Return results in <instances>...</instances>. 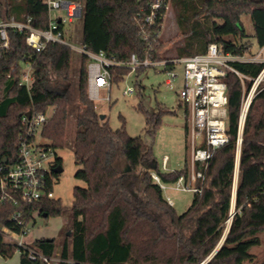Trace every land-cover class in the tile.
<instances>
[{"label":"trees","instance_id":"obj_1","mask_svg":"<svg viewBox=\"0 0 264 264\" xmlns=\"http://www.w3.org/2000/svg\"><path fill=\"white\" fill-rule=\"evenodd\" d=\"M152 1L84 0L83 14L79 17L82 44L119 60H127L133 53L162 59L163 40L159 39V33L164 20L159 15L151 25L144 21ZM171 1L180 37L176 42L180 44L176 56L166 59L204 53L213 42L225 52L246 50L252 45L243 21L246 14L251 15L257 43L264 44V0ZM0 14L5 20L11 16L19 21L30 17L31 23L41 29L49 28L52 19L47 0L21 3L0 0ZM58 23L66 38L70 29L64 22L58 20ZM10 37L11 47L0 62V165L4 159L10 164L20 161L22 116L29 111L41 112L53 107L42 135L56 151L64 149L71 105L73 48L49 43L38 52L27 44L24 33L11 31ZM87 63L82 55L73 144L75 162L80 166L76 177L85 186L73 188L70 233L65 230L61 239L41 237L32 243L34 250L49 257L72 260L74 264H202L213 253L206 264L253 262L259 256L257 250L264 247V88L249 107L238 154L242 90L237 80L233 82L230 97L235 92L236 98L230 113L232 138L209 160L202 192L194 193L191 205L179 214L152 172L163 183L173 184L182 175L189 177V161L181 169H161L153 142L148 144L142 136H131L123 117L119 129H114L109 120H102L89 97ZM25 64L32 65L29 89L20 84ZM263 66V63H236L238 69L254 77ZM125 74L127 70H118L115 80L124 79ZM138 109L145 115L147 133L154 141L163 115L173 111L163 106L153 111L143 103ZM118 148L129 172L121 171L115 163ZM62 165L63 158L57 156L52 170L56 178L59 175L56 169ZM196 168L203 169L200 165ZM129 174L139 180V185L129 179ZM1 176L0 171V179ZM200 183L198 180L197 184ZM9 194L0 204V255L12 258L19 250L21 264H41L28 257L26 247L8 240L5 229L21 231L22 226L11 219L16 211L22 210L23 219L29 223L35 212L47 214L46 217L61 216L64 207L55 198L27 204L13 190ZM233 209L229 231L215 252Z\"/></svg>","mask_w":264,"mask_h":264},{"label":"built area","instance_id":"obj_2","mask_svg":"<svg viewBox=\"0 0 264 264\" xmlns=\"http://www.w3.org/2000/svg\"><path fill=\"white\" fill-rule=\"evenodd\" d=\"M170 1L153 0L149 4V11L144 17L146 24L151 25L159 15L165 21ZM50 12L53 9H64L65 16L51 19L49 28L41 29L27 20H17L14 16L0 21V62L11 47L10 32L24 33L27 44L38 52H42L49 43H62L73 48L71 43L64 37V32L59 29L58 20L65 24L72 23L83 14V3L72 0H47ZM165 6V12L162 9ZM159 33V39L163 34ZM87 60L88 92L91 100L109 99L115 73L118 70H127L125 77L138 73L150 67L161 66L167 71L169 77L166 84L174 87L173 80L179 77L176 64L183 65V87L180 91L181 101L187 109L189 116V132L192 142L190 175H182L172 187L183 191L201 193L206 180L205 172L209 160L215 152L227 144L231 138V114H230V90L234 81H238L241 94V107L238 122L237 145L238 152L241 148L242 135L249 107L257 95L264 88V66L257 76H251L236 67V63H263L264 44L257 43L248 46L242 52H225L218 43H210L206 52L183 58L153 60L148 55L140 57L133 53L127 60H119L108 56L104 51L95 52L82 44L76 48ZM32 65L25 64L20 84L28 89L32 85ZM136 87L127 85L124 94L132 95ZM51 109V110H50ZM53 113L51 106L47 111L25 113L22 116L23 131L19 136L20 161L16 164L2 162L0 171V204L7 197L9 191L17 193L21 201L33 204L41 199L54 198L53 186L56 176L52 170L56 164L58 153L52 146L51 141L44 138L42 130L48 123ZM40 138V139H38ZM200 140V146L196 145ZM167 160L165 156L164 161ZM200 165L203 169H197ZM166 169V162L164 163ZM153 177L163 190L168 184L161 181L160 177L152 172ZM201 180L200 184L197 181ZM13 197V196H11ZM170 204L174 200L167 196ZM11 219L18 222L22 227L20 232L6 229L8 234H15L19 238L12 239L18 245L26 247L29 258L39 260L41 264H74L72 260L63 259L60 256H46L38 253L25 237L29 233V223L23 219V211H16ZM64 262V263H63ZM90 264V263H81Z\"/></svg>","mask_w":264,"mask_h":264},{"label":"rangeland","instance_id":"obj_3","mask_svg":"<svg viewBox=\"0 0 264 264\" xmlns=\"http://www.w3.org/2000/svg\"><path fill=\"white\" fill-rule=\"evenodd\" d=\"M18 3L22 0H16ZM64 9H53L51 16L53 18L59 15L65 16ZM2 17L0 14V21ZM244 25L248 34V39L254 44V49L257 48L255 38V30L251 15L243 16ZM67 29H70V35L66 38L73 46L72 71L69 80V93L71 98L70 115L68 118L67 130V145L64 149L57 150L58 156L63 158V170L59 172L53 186L54 198L61 201L64 207V214L61 216L46 217L39 212L34 213V218L29 222V233L25 237L26 240H32L40 237L61 239L65 230L70 227V212L73 202V188L76 185L85 186V182L76 177V173L80 166L76 164L74 158L73 144L76 134V110L78 103L77 85L79 80L81 56L82 54L76 49L82 47V22L76 20L72 23H66ZM178 26L175 21L173 4L170 1V8L167 17L164 21L163 34V58L167 56H176L178 42ZM168 38V39H167ZM176 42V43H175ZM180 44V43H179ZM176 71L179 77L173 80L174 87L166 84V79L169 77L167 71L161 66L156 68L150 67L138 73H134L120 81H114L109 99L94 100L100 114H105V120H109L114 129L121 128L123 117L126 121V129L131 136H142L148 144L153 142V151L161 169L164 168V158L167 156L166 171L181 169L186 161L191 160L192 142L190 132H186V127L189 129V116L187 109L181 101L180 91L183 87V65L176 64ZM127 85L136 87V92L132 95L124 94ZM236 94L232 92L230 97V113L235 104ZM143 103L148 109L157 111L160 106L170 108L173 113L163 115L162 122L157 129L154 141L147 133V125L145 115L138 109V105ZM51 110V109H50ZM232 116V115H230ZM40 139V138H38ZM200 146V140L196 142ZM115 163L123 172H129L130 168L118 152L115 156ZM237 176V173H236ZM235 176V186H236ZM130 180H134L136 185H139V180L133 174L128 175ZM235 188V187H234ZM166 196L174 200V206L179 214L184 213L191 205L194 192L175 189L172 184H168V188L164 190ZM68 221V222H67ZM70 231L69 229L67 232ZM8 240L19 238L15 234H8L5 229ZM264 247H261L257 252L259 256L249 264H264ZM263 251V252H262ZM58 252L57 255L59 254ZM20 251L18 250L13 256V261H18Z\"/></svg>","mask_w":264,"mask_h":264},{"label":"water","instance_id":"obj_4","mask_svg":"<svg viewBox=\"0 0 264 264\" xmlns=\"http://www.w3.org/2000/svg\"><path fill=\"white\" fill-rule=\"evenodd\" d=\"M28 115H31V111H29L28 112ZM105 117H106V115L105 114H100V118L103 120V119H105ZM238 154H240V150H239V152H238ZM3 162H8V160L7 159H4L3 160ZM63 170V167L62 166H59L57 169H56V172L57 173H59V172H61ZM238 175V174H237ZM236 180H237V176H236ZM236 184H237V181H236ZM236 188V187H235ZM235 194V193H234ZM47 214H45V216H46ZM233 216H234V209L232 210V212H231V219H230V221H229V224H228V227H227V230H226V233H225V235H224V237L222 238V240H221V242H220V244L218 245V247L216 248V250H215V252L218 250V248L221 246V244L223 243V241H224V239H225V237H226V235H227V232L229 231V228H230V225H231V221H232V218H233ZM68 233H70V231H68ZM214 255V253L211 255V256H209L202 264H206L211 258H212V256Z\"/></svg>","mask_w":264,"mask_h":264},{"label":"crops","instance_id":"obj_5","mask_svg":"<svg viewBox=\"0 0 264 264\" xmlns=\"http://www.w3.org/2000/svg\"><path fill=\"white\" fill-rule=\"evenodd\" d=\"M72 1H77V2H80V3H84V0H72ZM58 17H61V15H59ZM76 20H80L79 18H77ZM75 20V21H76ZM74 22V21H73ZM167 157V156H166ZM167 161H168V159L166 160V161H164L163 162V164L166 162V169L168 168L167 167ZM41 238V237H40ZM37 239H39V238H36V239H32V240H28L29 242H33V241H35V240H37ZM21 252H20V254H19V259H18V261H13V257L12 258H8V259H6V258H4V257H2L1 255H0V264H21Z\"/></svg>","mask_w":264,"mask_h":264}]
</instances>
